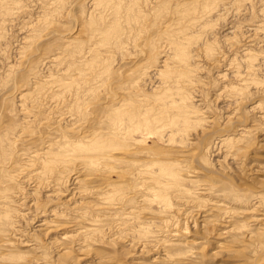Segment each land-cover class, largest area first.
I'll use <instances>...</instances> for the list:
<instances>
[{
    "label": "rangeland",
    "instance_id": "374dc122",
    "mask_svg": "<svg viewBox=\"0 0 264 264\" xmlns=\"http://www.w3.org/2000/svg\"><path fill=\"white\" fill-rule=\"evenodd\" d=\"M93 1L60 0L46 16V0H23L19 16L0 39V264H264V0H217L204 20V32L193 34L191 51L197 55L191 52V65L198 70L186 95L205 111L191 121H207L192 124L173 144L160 134H140L138 140L145 142L133 147L131 156L121 157L123 163L116 162L117 176L104 178L101 171L75 163L69 172L61 166L55 170L58 186L36 188L38 178L32 174L41 161L32 157L34 152L44 154L49 148L56 154L59 144L83 143L91 133L105 129L111 93L121 99L136 95L128 94L126 87L138 78V95L161 92L156 72L166 61L171 64L165 42L177 21L175 8L204 2L99 0L96 9ZM121 1L128 7L139 4L144 26L119 50L118 40L105 44L100 31L120 21L127 41L133 23L125 21L124 10L116 9ZM207 51L214 58L207 57ZM104 67L106 86L94 97L87 96V111L77 110L75 103L71 108L70 87L55 88L42 98V85L53 81L56 86L62 75L71 74L79 84L88 78V88L98 87L96 74ZM81 68L87 69L82 75ZM238 89L240 97L235 95ZM32 98L37 108L29 115L25 109L34 103ZM245 129L249 133H243L239 144L224 146V139H240ZM151 160L169 163L182 178L181 193L190 192L173 194L171 209L149 201L144 189L135 188L144 181L135 174ZM79 174L82 179L94 175L89 176L95 178L89 184L92 191L75 185ZM105 181L120 183L126 193L125 201L113 209L94 194L108 192L95 189ZM79 212L85 216L75 215Z\"/></svg>",
    "mask_w": 264,
    "mask_h": 264
},
{
    "label": "bare ground",
    "instance_id": "6f19581e",
    "mask_svg": "<svg viewBox=\"0 0 264 264\" xmlns=\"http://www.w3.org/2000/svg\"><path fill=\"white\" fill-rule=\"evenodd\" d=\"M22 1L23 0H0V39L4 38L6 26L9 25L13 21L12 20L13 17L19 16L20 11L22 10V7L20 6ZM202 1H204V2H202V3L198 2L194 6L189 5L187 7H182L179 4V6L175 8V15L177 16V21H176V23H174V25H172V29L174 28L172 31V33H173L172 36H168L166 38V42H165L166 44H168V47L170 48V51L172 52L171 57L169 58V61L171 60V64H169V62L166 61V63H163L161 70H158L156 72L157 75L160 77V82L158 85L161 86V92H159V93H157L151 97H149V95H147V94L146 95H138L137 89H139V84L142 81V78H138L137 80L133 81L132 84H129L126 87V92L128 94L131 93V95H132V94L137 93L136 95H133L129 98L121 99L120 97L117 98L116 94L111 93L112 94L111 97L108 98L110 103H108V106L106 105L107 107L105 108V111H104L103 121H104V124L106 126L105 129H102L100 131L98 130L94 133H91V135L86 137V141L84 140L85 142H83V143H81L82 142L81 140H80L81 142H76V143L72 140L73 142L68 141V143H65L62 145L59 144V146H60L59 151L60 152H57L56 154L51 153L53 151V149L51 151V150H49L48 147H47L48 152H46V150H45L44 154H43V152H42V154H38L37 152H34V156H32V157L36 158L37 161L38 160L41 161L40 168H38L32 174V177L35 176L38 178L37 179L38 180V182H37L38 187H36L37 189L50 188L52 186V184L55 185L54 187L58 186L61 182H60V180L56 179L57 177L55 178V174H56L55 170L56 169L58 170V167L61 166L63 171L67 169V171L69 172V170H71L70 165L75 164V163H78L84 169H86L88 171H92V172H96V173L98 171H101V173H103V175H105L104 178H106L107 174L112 175V173H115L117 176L118 175L117 174L118 168H116V166H115L116 162L124 161L125 159H123L121 157L129 156L130 154L132 155V153H134V152H132V150H133L132 148L135 146H138L139 144H143L145 142L144 140H140V139L138 140V137L140 134H143L145 132L149 133V135L160 134L158 136L161 139H168V141L170 143H172V141H175L176 136L184 137L192 129V126H191L192 124L196 125L199 122H203V121L208 120V119H206L208 117H206L205 119L200 118L198 121H194V123H193V121H191V118L193 116L203 115L205 113V111L203 112V109L198 110L197 106H195L189 102L188 96H190V95H188V96L186 95L187 91L190 89V87L192 85H194L192 78H193L195 71L197 72V70H198L197 66L191 65V61L193 59L192 53L194 54V52L191 51V49H192L191 48L192 47L191 40L194 37L193 34L203 31L204 20L207 19L208 18L207 16L211 15L213 13L212 11L214 10L213 9L211 11V9H212L211 4L213 2L215 4V1L217 3V0H202ZM246 1L247 0H239L240 3L241 2L247 3ZM157 2H159V0L155 1V3H157ZM58 3H60V0H46L45 5H43V7H42L43 13L46 14V16H49L48 12L51 11V8L52 9L55 8ZM125 3L128 4L125 1L124 2L121 1L120 3H118L116 5V9L118 11L124 10L125 11V17H124L125 21L133 23V24L128 25V30H130L129 32H131V33L126 35L125 38L127 39V41L125 42V40L123 39L124 37L121 34L123 27L120 24V21H117V22L113 23V25L111 27L100 31V33L102 35L106 36L105 44H107V41H109L108 43H110V42L113 43V40H118V42H116L117 43L116 47H118L119 50L124 49L125 44L127 45L128 43H131V41L134 40L135 33H137L139 30H141V28L144 26V24L142 22L143 21V15L141 17V15L138 14L139 13V11H138L139 10V4H137V2H136V3H133L131 6L128 7ZM93 4H94V6H96V9H98L99 6L101 5L99 0H94ZM181 25H182L181 28L176 29V28L180 27ZM30 26H31V24H30ZM32 26H34V25H32ZM200 29H201V31H200ZM133 31H134V33H132ZM105 36H103V37H105ZM102 43H103V41H102ZM201 45L204 46V44H201ZM27 48H28V46H27ZM194 49H196V48H194ZM93 50L94 49H90V52H93ZM210 52L209 51L206 52L207 57L211 56L212 58H214L213 55H209ZM200 54L202 55V53H200ZM93 55H95V54H93ZM194 55H197V54H194ZM214 55H215V53H214ZM212 58H210V59L212 60ZM194 59H196V58H194ZM210 59H209V61H211ZM232 66H231V68H232ZM239 69L238 70L236 69L237 72L235 74L237 75V77L242 76ZM98 70L99 71L96 74L97 77L95 76L96 78L100 79V81H98L96 84V86H98V87L93 86V88H88V86H89L88 85L89 81L87 80L88 78L87 79L84 78V80L81 81L82 83L79 84L76 81V79H74L71 76V74L70 75H62V76H60V79L58 81L56 79V82L58 84L56 86H52L54 84L53 81L47 82L46 84H43L44 82L41 83V84H43L42 85V87H43L42 92L45 93V95H43V93H41L43 96V97L42 96L41 97L42 98L49 97L50 94L55 93V91H56L55 88H58V90H61L64 86L70 87L71 88L70 89L71 95L73 94V97H74V102L72 103L71 108L74 110V103H75V108L77 110H82L83 107L85 106V100H87L86 99L87 96L94 97L99 92L98 90L100 88H102V87L104 88V86H106L104 77L108 73V69L106 67H104V68H99ZM86 71H87V69L81 68L79 70V73H80V75H82V73L86 72ZM233 72H235V71H233ZM64 73H66V72H64ZM93 75H95V73ZM236 75H235V77H236ZM42 80H44V78ZM35 86H37V85H35ZM160 86H159V89H160ZM238 91L240 93L237 92L236 94L235 93L234 94L237 97L238 96L240 97L241 93H242V89H238ZM26 96L27 95H24L22 97L24 98ZM236 96H234V97H236ZM26 99L29 100L28 97H26ZM32 99L34 100V98H32ZM35 100H34L35 104L32 102V105L29 108L25 109V113L31 115L33 113V111L37 108V103L35 102ZM200 102H201V100H200ZM115 103H117V104L115 106H112ZM22 104H24V103L22 102ZM103 104H104V102H103ZM102 107H104V105ZM86 108H87V106L83 110H86ZM29 118H31V117H29ZM28 121L32 122L29 119H28ZM25 128L27 129V127H25ZM82 129H84V128H82ZM241 132L242 133H241L240 139L236 140L235 138H229V137H228L229 139H226V140L224 139V141L222 142L224 144V146H230V148H231L234 144H239L243 140L241 138L243 133H249V130L245 129V130H241ZM0 142L3 143L2 138L0 139ZM52 145L53 144H51V147H52ZM134 150H135V148H134ZM137 152H139V151H137ZM141 152H143V151H141ZM135 153H136V151H135ZM30 160H31V158H30ZM125 162H127V160ZM118 164H120V163H118ZM134 166H135V164H134ZM169 166H170L169 163H166L163 161L161 162L160 160L159 161L158 160L149 161L144 167H142V169H140L141 171H139L138 173L135 174L136 176L139 177V179L142 177L144 180V181H141V183H140L141 186H139V187H141V188H139L138 186H136L135 188L142 189V190L144 189L145 195H146V197L145 196L144 197L148 198L149 201H152L153 203H156L158 205L163 204L165 206V208L167 207L168 209H171L172 205H171V200L169 198H171V196H173V194L174 195L180 194L182 192L181 189H183V186H182L183 181H182L181 176L178 174V172L174 171L175 169L173 170V168L172 169L168 168ZM31 167H33V166H31ZM131 170H130V172H131ZM57 173H58V171H57ZM93 174L87 175L86 176V177H88L87 179H82L80 177V174L75 179H73V178L72 179L74 180L75 185H77V187L80 185V189L81 188H82V190L83 189H89L92 191V189H94V187L91 188L89 186V184H92L93 183L92 181L95 180V178H90L91 176H94ZM57 175L58 174H56V176ZM59 175H60V173H59ZM90 181L92 183H90ZM139 181H138V183H139ZM122 183H124V182H121V184ZM135 184H137V183H135ZM94 185H96V184L94 183ZM119 185H120V183H119ZM119 185H116V184L109 185V184H106V181L101 182V184H98L97 188H95V189H101V190L102 189H105V190L108 189V192L102 193V194L100 193L101 195H99V193H98L100 191L99 190L98 192L95 191V193L94 192L93 193L96 194L97 197L101 196V198L103 199L105 204L109 205L108 207H112L115 205L118 206V205H121L125 201V198H126V193H124V188L122 186H119ZM129 187H131V186H129ZM65 188H66V186H65ZM110 189H112V190H110ZM78 193L80 194V192H78ZM185 193L187 194V196L190 195V192L187 190H184L183 193H181V194L184 195ZM74 195H76V194H74ZM78 197H80V196H78ZM101 198H100V202H101ZM142 200H144V199H142ZM142 202L144 203V201H142ZM112 209H113V207H112ZM203 211H204V209H203ZM134 212H136V211H134ZM85 213L86 212H79V214L75 213V215L85 216L84 215ZM61 215H63V213ZM125 215H127V214H125ZM128 217H129V215H128ZM80 218H83V217H80ZM85 229L87 231V228H85Z\"/></svg>",
    "mask_w": 264,
    "mask_h": 264
}]
</instances>
